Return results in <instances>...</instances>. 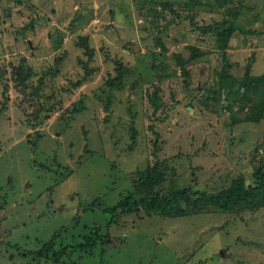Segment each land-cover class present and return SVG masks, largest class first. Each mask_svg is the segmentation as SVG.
<instances>
[{"label": "rangeland", "instance_id": "374dc122", "mask_svg": "<svg viewBox=\"0 0 264 264\" xmlns=\"http://www.w3.org/2000/svg\"><path fill=\"white\" fill-rule=\"evenodd\" d=\"M162 1L0 0V264H264V194L113 224L102 209L156 158L163 188L210 194L264 165V83L239 85L264 73V0ZM231 24L225 48L202 30ZM190 46L208 54L188 63ZM93 227V248L35 257Z\"/></svg>", "mask_w": 264, "mask_h": 264}, {"label": "trees", "instance_id": "16d2710c", "mask_svg": "<svg viewBox=\"0 0 264 264\" xmlns=\"http://www.w3.org/2000/svg\"><path fill=\"white\" fill-rule=\"evenodd\" d=\"M159 4L164 8L173 10L169 1L164 0ZM202 30L203 32L214 31L219 43L222 44L221 47L225 48L232 33L243 29L236 24H231L223 29L206 26L202 28ZM79 40L78 44L82 43L85 47V52L90 55L92 50L87 48L85 42L81 41V37H79ZM190 49V56L186 60L188 63L208 54L207 51H201L196 46H190ZM85 69H87L86 66ZM91 71L92 69L87 70L85 75L90 74ZM31 72L32 70L28 68L26 73L29 76ZM16 73L17 77H23V72L20 70H17ZM123 74L124 73L122 71H119V75L110 79L109 83H118V81L122 79ZM250 77L251 76L245 73L243 80L239 83V85L247 90L250 85L255 84L257 86L260 82L264 83V73L259 77ZM220 83L222 86L224 81H221ZM262 92L264 94V89ZM232 96L233 89L229 91L228 98H232ZM153 97L154 110H158L159 103L156 100L157 97L154 95ZM234 102L236 101L234 100ZM263 106L264 100L259 106V111L255 116L256 120L262 115ZM166 177V168L164 163L159 158H156L153 164L148 165L143 171L136 174L132 180L131 190L121 197L114 206L107 208L103 207L102 204H97V207H103V211L111 214V219L108 223L113 224L118 217L120 218L123 215L139 212H144L149 216L158 215L163 217L181 216L185 213L202 214L210 209L222 212H231L239 208L254 207L257 197L264 194V165L258 166L254 169L253 183L246 184L244 178L240 177L234 180L228 187L213 194L201 191L193 186L183 188L171 186L165 189L163 186L166 181ZM95 231L96 228L93 227L90 235L86 237L85 243L78 244L74 246V248L70 245H65L57 251H52L54 245L51 240H49L39 249L38 252L35 253V257L37 259L51 260L52 262L57 263L73 250L86 251L91 249L94 247L97 239ZM108 241L109 240L106 239L103 243Z\"/></svg>", "mask_w": 264, "mask_h": 264}, {"label": "water", "instance_id": "95a60500", "mask_svg": "<svg viewBox=\"0 0 264 264\" xmlns=\"http://www.w3.org/2000/svg\"><path fill=\"white\" fill-rule=\"evenodd\" d=\"M221 254H222V252H221Z\"/></svg>", "mask_w": 264, "mask_h": 264}]
</instances>
